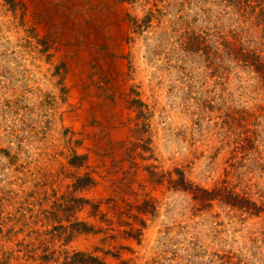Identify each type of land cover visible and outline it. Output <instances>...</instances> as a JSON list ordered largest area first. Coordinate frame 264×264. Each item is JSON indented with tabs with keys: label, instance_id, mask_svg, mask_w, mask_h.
<instances>
[{
	"label": "rangeland",
	"instance_id": "obj_1",
	"mask_svg": "<svg viewBox=\"0 0 264 264\" xmlns=\"http://www.w3.org/2000/svg\"><path fill=\"white\" fill-rule=\"evenodd\" d=\"M0 264H264V0H0Z\"/></svg>",
	"mask_w": 264,
	"mask_h": 264
}]
</instances>
